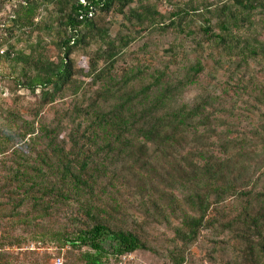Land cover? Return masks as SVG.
Masks as SVG:
<instances>
[{"label":"rangeland","instance_id":"rangeland-1","mask_svg":"<svg viewBox=\"0 0 264 264\" xmlns=\"http://www.w3.org/2000/svg\"><path fill=\"white\" fill-rule=\"evenodd\" d=\"M18 1L4 0L0 7V51L13 47L27 53L39 42L36 50L56 61L61 54L56 46L57 31L60 30L56 21L60 13L52 3L46 9L40 6L38 28H13L9 32L5 24H9L13 17ZM259 1L264 5V0ZM222 4L233 5V0H131L124 7L115 4L108 12L97 8L90 19L98 27L107 29L113 40L132 32L139 24L131 17L135 11L143 13L142 9L149 6L158 15L140 25L145 28L144 33L132 32L134 39L115 55L112 65L106 58L98 61V66L104 69L100 81H91L85 72L89 58L104 50V46L93 36L74 47L70 58L76 85L82 83L78 94L68 91L43 107H39L38 91L33 94L21 87L13 77L9 60L1 59L0 146L4 153L0 155V176L10 177L15 170L22 168L19 164H25V160L32 165L39 163L37 155L48 138L38 125L52 128L60 121L57 141L67 147L66 141L77 122H71L74 106H85L104 90L108 94L106 100H103L105 97L99 98L100 103L113 104L118 93L149 86V98L161 88H170L166 97L168 110L180 106L189 108L203 101L205 111L213 114V129L200 131L202 138L195 141V137L189 138L184 147L189 148L193 141V146L207 147L217 158H224L225 151L228 155L227 174L234 178L236 185L253 193L263 189L264 6L251 11L250 25L245 22L236 33L239 46L230 43L232 51L229 52L227 47L211 39L209 32L203 31L206 17L210 19L213 32H219L217 22L220 18L214 8ZM194 5L199 11L193 14V22L181 21L178 25L179 20L172 17V12L180 7L190 9ZM171 20L175 23L166 31L162 30ZM84 32L82 27L81 34ZM251 49L256 55L248 54ZM197 65H200V71L193 81L188 82ZM118 85L121 87L117 88ZM33 118L36 122L34 134L39 137L34 141L29 136L22 138L23 121H32ZM114 170L119 176L129 174L121 166ZM116 184L123 185L119 181ZM15 200H5L6 214L0 225V264H52L57 256L61 257L62 264H83L81 255L89 251L87 247L66 245L61 248L53 239L54 233L79 225L77 216L84 218L76 202L58 203L43 213L32 200L19 207H15ZM115 200L118 211H114V215L119 224L135 231L148 249L119 257L116 255L118 242L104 237L99 243L106 251L105 264H174L172 258L177 249L185 257L183 264L243 263L241 252L245 241L237 237L236 228L222 231L215 226L203 228L197 240L185 247L175 237L174 230L180 226L181 217L185 213H195L182 202L183 191L179 188L159 181L154 189L141 192L135 187L134 180H129L128 184L119 186ZM168 200L175 201L174 211L168 208ZM244 203V197L227 198L221 207L226 219L236 216Z\"/></svg>","mask_w":264,"mask_h":264},{"label":"trees","instance_id":"trees-1","mask_svg":"<svg viewBox=\"0 0 264 264\" xmlns=\"http://www.w3.org/2000/svg\"><path fill=\"white\" fill-rule=\"evenodd\" d=\"M3 1L0 0V7ZM130 1L20 0L5 29L12 32L13 28H38L41 22L38 8L42 6L46 9L52 3L60 13L56 24L60 30L63 29V32L57 31L56 42L61 54L56 61L50 60L36 50L39 46L37 42L27 53L13 47L1 50L0 60H9L13 77L21 87L33 94L38 91L39 107L54 102L68 91L77 95L82 83L76 85L73 78L70 55L74 47L93 36L104 46V50L89 58L85 72L91 81H100L104 77V69L98 66V61L106 58L112 65L115 55L134 39L132 32L144 33L146 30L140 25L158 15L149 6L142 9L143 13L135 11L131 17L136 18L139 24L118 40L110 39L107 29L98 27L90 19L97 8L108 12L115 4L124 7ZM258 6L264 5L259 0H233V5L217 6L214 11L220 18L217 22L219 32H213L210 19L206 17L203 31L209 32L211 39L231 52L230 43L235 42V46H239L237 31L250 21L251 11ZM197 11L199 8L196 5L190 9L180 7L172 12V17L179 20L178 25L181 21L191 23ZM174 23L171 20L161 29L166 31ZM82 27L85 28L83 34ZM248 54L256 55V52L251 49ZM199 71L200 65L194 67L188 82L193 81ZM149 89V86H142L139 90L120 92L116 102L105 104L107 102L104 101L102 105L99 98L103 99L108 94L104 90L85 106H74L71 122H77L66 141L69 144L67 147L57 141L60 121L52 128L38 125L48 138L37 155L39 163L32 165L25 160V164H19L22 168L15 170L10 177L0 176V225L6 214L7 199H16L15 207L32 200L33 205L43 213L58 203L72 200L77 203L84 218L77 216L79 225L54 233L53 239L60 243L61 248L66 245L87 247L89 251L81 255L83 264H105L106 251L99 243L104 237L118 242L116 255L119 257L148 249L139 235L120 225L114 215V211H118L115 192L119 186L134 180L135 187L142 192L154 189L157 182L163 181L170 187L181 189L182 202L195 212L185 213L180 226L174 230L175 237L184 247L195 242L203 228L215 226L221 231L236 228L237 237L245 241L241 264H261L262 261L264 264V188L255 193L244 191L227 174L228 155L225 151L224 158H217L209 148L193 146V141L202 138L200 131L213 129V114L205 111L203 101L189 108L180 106L168 110L166 97L170 88H161L152 98L147 94ZM34 121V118L23 121L22 138L39 139L34 134ZM192 137L195 138L189 148H185L187 140ZM3 153L0 146V155ZM178 156L180 158H176ZM118 166L129 174L119 176L114 170ZM118 181L123 185L116 184ZM18 193L19 196H16ZM229 197H244L245 203L236 216L226 219L221 207ZM174 204L175 201L167 202L171 211L175 209ZM172 259L174 264L185 261L180 249L176 250Z\"/></svg>","mask_w":264,"mask_h":264},{"label":"built area","instance_id":"built-area-1","mask_svg":"<svg viewBox=\"0 0 264 264\" xmlns=\"http://www.w3.org/2000/svg\"><path fill=\"white\" fill-rule=\"evenodd\" d=\"M30 248H33V245H30ZM52 264H62V260L61 257L57 256L54 260Z\"/></svg>","mask_w":264,"mask_h":264}]
</instances>
